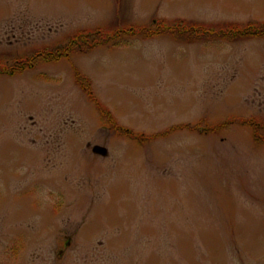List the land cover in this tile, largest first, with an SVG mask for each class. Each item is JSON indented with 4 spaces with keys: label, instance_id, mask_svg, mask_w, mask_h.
Returning <instances> with one entry per match:
<instances>
[{
    "label": "rangeland",
    "instance_id": "obj_1",
    "mask_svg": "<svg viewBox=\"0 0 264 264\" xmlns=\"http://www.w3.org/2000/svg\"><path fill=\"white\" fill-rule=\"evenodd\" d=\"M159 21L264 24V0H0L10 65L125 33L0 76V264H264V38L128 33Z\"/></svg>",
    "mask_w": 264,
    "mask_h": 264
},
{
    "label": "trees",
    "instance_id": "obj_2",
    "mask_svg": "<svg viewBox=\"0 0 264 264\" xmlns=\"http://www.w3.org/2000/svg\"><path fill=\"white\" fill-rule=\"evenodd\" d=\"M188 23H169L165 21H159L157 25L153 27V29L149 28H131L128 33L135 35V36H142L143 34H147L146 37L148 38H154L155 36H160L162 33H165L167 31H176L181 34L185 35H196L197 37H207V38H219V39H225V40H245L250 38H264V24H249V25H222L220 26H213V27H207L202 24L195 25V24H189ZM142 28V29H141ZM123 34L120 31L116 32L113 36L112 35H106L105 33H94V35L86 34V35H80L77 38H75L72 41V44L69 45L66 48H60L56 51L49 52V51H42L40 54L27 58L23 63L21 64H15L13 66L10 65H4L0 64V76H9L13 77L16 75H21L23 72L35 68L38 64L35 62L38 59L44 60H53V62H58L64 58H68L70 56V51L74 49V47H83L87 46L88 49L83 50L84 52L88 53L98 46L102 45H109L111 41L118 39L119 37H122ZM53 56V57H52ZM76 78L77 81L79 80V84L83 87L84 91L88 93V95L93 99V91L91 90V85L88 79L83 77L78 71H76ZM87 88V90H86ZM97 106L99 107L102 116L104 118H107L110 121V124L114 130H121L124 132L126 137L130 139H142L145 138L144 135H136L133 131L125 130L121 128V126L117 125L115 123V120L112 118V116L104 110L96 101ZM108 113V115H106ZM245 124H249L253 127V130L256 131V133L261 129V124L257 123L253 119L246 121ZM176 129H172L174 131ZM258 137V135H257ZM261 138V137H259ZM148 139V138H147ZM154 139L149 138V140Z\"/></svg>",
    "mask_w": 264,
    "mask_h": 264
},
{
    "label": "flooded vegetation",
    "instance_id": "obj_3",
    "mask_svg": "<svg viewBox=\"0 0 264 264\" xmlns=\"http://www.w3.org/2000/svg\"><path fill=\"white\" fill-rule=\"evenodd\" d=\"M7 29V28H5ZM4 29V30H5ZM4 30L2 31V33L4 32ZM16 31V30H15ZM14 32V31H13ZM13 38H16L15 36H13ZM8 43L10 44L11 43V39L9 38L8 39ZM22 51L25 52V50L23 49ZM27 58L23 55V56H20L18 55L17 57H14L13 58V63L10 65L9 62H3V60L0 61V64H4V65H10V66H13L15 64H21L23 63Z\"/></svg>",
    "mask_w": 264,
    "mask_h": 264
},
{
    "label": "water",
    "instance_id": "obj_4",
    "mask_svg": "<svg viewBox=\"0 0 264 264\" xmlns=\"http://www.w3.org/2000/svg\"><path fill=\"white\" fill-rule=\"evenodd\" d=\"M94 153L102 155V156H106L108 152H107V150L105 148L96 147L94 149Z\"/></svg>",
    "mask_w": 264,
    "mask_h": 264
}]
</instances>
